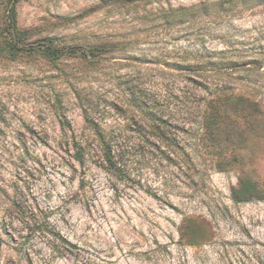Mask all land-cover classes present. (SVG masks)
<instances>
[{
  "label": "rangeland",
  "instance_id": "374dc122",
  "mask_svg": "<svg viewBox=\"0 0 264 264\" xmlns=\"http://www.w3.org/2000/svg\"><path fill=\"white\" fill-rule=\"evenodd\" d=\"M16 1L13 57L0 0V264H264V7L218 25L171 16L202 0ZM50 41L57 59L34 48ZM217 81L254 112L219 138L195 85ZM242 180L257 199L232 200Z\"/></svg>",
  "mask_w": 264,
  "mask_h": 264
},
{
  "label": "trees",
  "instance_id": "16d2710c",
  "mask_svg": "<svg viewBox=\"0 0 264 264\" xmlns=\"http://www.w3.org/2000/svg\"><path fill=\"white\" fill-rule=\"evenodd\" d=\"M16 2V0H7L8 27L11 35V39L7 43V50L13 57L16 56L18 52H21L23 48H25V45H23L24 32H21L16 25ZM259 7H264V0H202L198 4L192 5L189 8L180 7L178 10L174 11L175 14L173 13L171 16H174V19L179 18V21L181 22L194 20L195 18L196 20L204 18L207 20H211V22L213 21L215 23H218V25H223L232 22V20L241 16L243 13ZM34 48L35 50L40 49L46 56L51 59H57L60 55H62L64 51L63 49H59L58 47L54 46L52 41H50L48 45H42L39 48ZM71 50L76 51L73 48ZM82 55L84 57L94 56L91 52L82 53ZM210 67H213V65H211ZM210 70L212 71V69ZM195 85L199 86V88L204 91L206 97L204 99L206 101V105L201 114V117H203V122L202 125H200L203 129L206 130V134L212 137L215 134V137L219 138L218 136L220 134H224L225 132L233 133V130H235L237 133L238 119L236 117L232 118L231 116L239 115H233L232 110H238V113H240L244 110L249 109V111L247 110L248 113H246L249 115V117L245 115H242V117H244V119L246 120H248L249 118L252 120L254 119V112L249 108V103L252 104L253 102L249 98L241 94L232 93L233 91L229 88V86L227 87L226 84L217 81L216 83H210V86L206 85L204 82L195 83ZM176 102L181 103L180 101ZM146 103L147 102H143L140 104L141 106L145 107ZM192 108L194 109L196 107ZM162 118L163 117L156 118L152 116L149 118V120H147L149 122L148 124L151 130L155 134L154 136H156L163 142H168V140L170 141V137H165L164 131L167 121L163 120ZM93 128H95L94 130L96 131V134L99 138L98 141L100 149L103 153L105 171L113 174H119L120 161H124V159H122V157H114L109 143L104 141V134L100 133L98 128ZM172 141L175 143L173 145L175 147L174 152H177L176 150H179L180 152H177V154L182 153V149L175 141V139H173ZM74 150L76 152L75 159L79 164H82L85 156L84 148L81 147V145H75ZM168 160H171V158L169 157ZM232 194V200L240 203L247 202L252 199H257L259 192L257 188L249 181L242 180L239 183V187L235 189ZM195 239L196 234L190 232V243L194 242Z\"/></svg>",
  "mask_w": 264,
  "mask_h": 264
}]
</instances>
